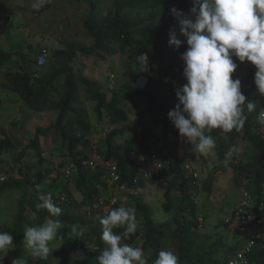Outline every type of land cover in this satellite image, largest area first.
I'll return each instance as SVG.
<instances>
[{
	"label": "trees",
	"instance_id": "obj_1",
	"mask_svg": "<svg viewBox=\"0 0 264 264\" xmlns=\"http://www.w3.org/2000/svg\"><path fill=\"white\" fill-rule=\"evenodd\" d=\"M5 0H0V7L4 6ZM75 3L86 4L89 12L83 23V31L90 40L89 43L67 42L65 47L46 46L39 53L31 47L29 52H14L0 47V74L3 73L6 85L2 88L10 92L17 93L22 99L23 105L32 112L34 116L42 113H54V123L48 127H40L36 131V136L30 145L34 154L39 158L35 167L42 165L43 169L27 175L24 168L18 169L19 177L16 175V168L21 163L22 158L29 153L21 151L14 160L15 164L11 169L13 173L8 176L9 170L0 171V194L8 189H20L21 198L19 207L14 219L9 226L13 233V245L16 256L22 257L20 252L24 249L23 232L27 226L42 224L49 213L45 209L37 211L36 204L40 203L38 195L50 194L52 199L58 197V189L69 190L74 188L76 198L82 203L95 200L96 193L93 187V180L102 176L106 171V165L116 162L124 181L129 183L133 177L140 172L141 167L136 161L128 158V153L118 146L117 139L131 131L130 143H133L135 150L150 153L162 154L163 148H170L167 142L168 135H179L168 119V113L173 110L176 90L183 86L186 80L183 78V62L181 54L186 51L187 45H182L179 49L169 46L170 31H174L177 18L171 14V9L176 8L183 14L192 7V0H74ZM27 4L33 0H26ZM55 0H50L37 13H44L52 10ZM112 45H116L121 54L136 66L129 78L120 83L118 87L110 92L111 82L107 86L86 77H78L73 73L71 64L78 54L87 57L97 56L102 59L104 53H112ZM40 54V55H37ZM147 55L148 84L145 89L140 90L135 85V80L140 75L137 60L140 56ZM44 56L46 63L44 66L38 65V58ZM34 66V72H31ZM5 68V72H4ZM240 69H236L233 79L241 77ZM256 68L252 65L248 67L247 74L242 81L243 85L249 87L245 94L246 101L252 100L256 103V109L249 113L245 107L247 120L239 130H232L223 133L220 129H212L209 135L216 140L215 151L218 153L220 161H224L226 152L235 147L239 149V142L245 143L243 152L233 154L228 167H232L236 172L235 182L241 192L240 182L247 180L248 191L260 202L264 200V127L257 119L260 109L264 108V96L257 93L254 84V74ZM111 80V77L110 79ZM85 87L89 101L97 102L96 111L99 122H103L107 117L110 121L106 132V137L97 138L94 147L101 149H91L94 134L91 133L92 122L86 112L77 108L78 89ZM241 86V91L243 90ZM244 92V91H243ZM111 98V99H110ZM110 99V100H109ZM147 102L150 112V123L139 120L131 129H118L117 127L127 124L129 116L122 107L124 101ZM5 101L0 97V110ZM33 118V117H31ZM19 120L14 122L16 126ZM141 128L142 138L137 136V130ZM161 130L164 134L156 136V131ZM53 132L55 141L58 143L55 150L59 151L64 159L61 163L68 169L70 166L75 171L72 175H62V182L57 178L52 179L50 186L43 187L42 191H36L44 180L60 175V167H52L42 157V149L39 145V136H46ZM140 139V141H139ZM158 140V141H155ZM136 147V148H134ZM20 149L14 138L8 133L0 139V158L5 153H12ZM129 150V151H131ZM183 151V150H182ZM181 151V152H182ZM182 159L163 157L165 169L162 176L155 185L163 187L167 203H164V210L171 215L168 224L157 223L151 216V212L146 205L141 203V199L136 200L135 215L137 230L130 234L127 239L121 241L123 244L140 247L145 254L147 264H153L160 250L168 251L170 242L176 255L179 257V264H228L235 250L248 241L245 233L240 231L232 232L230 225L223 227L231 233V243L227 246L223 236H219L211 244L214 238L206 231L198 221L197 206L191 197L181 195L176 202H172L173 191L183 189L187 185V175L183 172L185 155ZM48 159V158H47ZM187 160V159H186ZM47 166V167H46ZM95 168V170H93ZM98 176V177H97ZM2 177V178H1ZM4 177V178H3ZM6 177V179H5ZM163 177V178H161ZM122 180V181H123ZM37 181V182H34ZM161 181V183H159ZM47 184V183H45ZM33 185L35 192L28 194L24 187ZM208 188L211 185L208 180ZM133 187H135L133 185ZM141 186L140 189H143ZM33 213H36L35 217ZM142 213V214H141ZM235 213V212H234ZM59 219L62 222L79 226L80 230L91 235L97 250L92 253L89 244L80 242V255H70L67 251L57 249L51 250L47 258L40 259L42 264H98V257L105 248L104 242L100 239L99 225L94 226L90 220L83 219L82 216H63ZM66 227L62 225L59 230L58 240L64 241ZM123 229H116V233ZM206 238V239H204ZM244 239V243L242 241ZM204 240V243H203ZM235 241V243H234ZM203 246V244H206ZM140 244V245H139ZM211 245V246H210ZM218 245V246H216ZM228 251L222 254V248ZM15 255L13 257H15ZM85 256V257H84ZM215 256L221 260L215 259ZM29 264L27 257L23 258ZM248 264H264V246L258 244L252 252Z\"/></svg>",
	"mask_w": 264,
	"mask_h": 264
},
{
	"label": "clouds",
	"instance_id": "obj_2",
	"mask_svg": "<svg viewBox=\"0 0 264 264\" xmlns=\"http://www.w3.org/2000/svg\"><path fill=\"white\" fill-rule=\"evenodd\" d=\"M49 2L50 0H33L32 8L38 11ZM171 14L177 18L180 34L184 39H178L175 32L170 31L169 46L179 49L185 43L187 45L186 51L180 56L184 65L182 75L186 83L177 88L175 94L178 103L168 113V119L174 128L178 130L179 135H171L180 136L182 141L192 146L191 150L193 152L206 156L212 153L216 147L215 138L212 135H206V132H210L212 129H220L223 133H229L234 129L239 130L247 120L245 107L249 113L257 107L254 101H246V97L241 91V81L233 79V74L237 69L234 57L240 63L250 62L256 68L254 84L257 93L264 96V0H192V7L187 17L176 8L171 9ZM139 60H143L142 63H139ZM137 63L140 75L135 80V85L143 90L149 80L147 76L149 71L147 55L140 56ZM114 80L115 75H112L109 81L112 83ZM257 119L259 124L264 127V108L260 109ZM117 128L119 129L120 126ZM107 131H109L108 127L99 132L94 131V129L91 130V133L94 134L91 149L94 147L97 138L107 136L105 134ZM136 132L137 136L142 138L141 128ZM169 144L172 143L169 142ZM95 148L98 149L99 147L95 146ZM183 148L186 147L183 146ZM238 151L239 149L232 147L226 152L223 161L225 167H228L233 154ZM132 152L143 154L144 152L139 151L138 148L128 152V158L139 164L137 160L131 157ZM178 153L179 156L173 158L180 160L182 156L180 152ZM3 156L0 158V162H3ZM42 157L46 158L47 153L43 152ZM157 157L162 167H157L155 164L148 167L150 176L139 185V189L141 186H144V188L140 189L137 199L133 197L132 206L114 208L100 219L89 217L84 208L98 199L97 185L107 170L102 172V176L98 179L92 178L96 193L95 200L82 203L81 199L78 200L76 196L75 199L72 198L69 190L64 188L58 189V197L55 199H52L50 194L41 195L40 193L38 197L41 202L36 204V209L37 211L40 209L47 210L49 216L45 218L42 224L25 228L23 232L25 250L32 257L47 258L51 252L50 242L56 238L59 229L64 225V222L59 219L60 215L79 217L75 214V212H79L82 214L83 219L92 221L91 223L94 226L99 225L100 239L106 246L101 254L96 257L98 264H147L144 251L140 247L123 244L121 241L127 239L130 234L135 233L137 230L134 208L136 207V200L141 199V202L143 201V190L153 180L155 171L152 170V167L155 166L156 170L161 172L160 176H162V170L165 169L166 164L160 160V155H157ZM187 161L186 159L183 161V172H185L184 167ZM114 164L117 165L116 162ZM139 166L141 167L140 172L133 177L130 183L124 181L122 176L119 184L129 183V188H132L134 179L141 175L142 166L141 164ZM117 167L119 168L118 165ZM75 169L76 167L72 169L71 166L67 169L65 164L60 166L62 175H72ZM10 170L8 176L12 174ZM186 175L188 178L187 185L183 189L178 188L174 191L177 194L191 197L197 206L198 221L202 218V222L199 221V223L206 227V218L202 214L204 208L199 204L198 194L192 195L193 192L199 190L200 185L197 189L190 187L189 175L187 173ZM200 181L199 174V183ZM239 186H241V182ZM19 194L21 198V191H19ZM35 215L36 213H33L34 217ZM228 218L224 220L225 225H228L226 223ZM118 228L123 229V231L116 233L115 230ZM221 229L225 228L222 226ZM231 230L232 232L237 231L232 228ZM73 231H76L75 227H73ZM84 233L86 234V232ZM246 237L248 241L242 244L238 250L236 249L233 254H229L232 256L228 264H248V260L256 246L262 244L258 243L256 246L250 247L251 239L247 235ZM89 239L90 243H94L92 237H89ZM78 240V247L75 249L77 253H69L72 256L81 254L80 242H82V237ZM90 243L88 240L87 244L91 249L94 248L92 250V253H94L97 247L95 245L92 247ZM14 248L13 237L7 232L0 231V264H4L5 258ZM227 251L223 249L222 254ZM215 259L221 260L218 256H215ZM11 264H26V261L23 257H19L13 259ZM153 264H179V257L174 249L173 251L160 250Z\"/></svg>",
	"mask_w": 264,
	"mask_h": 264
},
{
	"label": "rangeland",
	"instance_id": "obj_3",
	"mask_svg": "<svg viewBox=\"0 0 264 264\" xmlns=\"http://www.w3.org/2000/svg\"><path fill=\"white\" fill-rule=\"evenodd\" d=\"M36 11L37 10L32 8V3L27 4L26 0H5L4 6L0 7V47L9 51L22 53L29 52L32 47L34 51L39 53L41 49L43 50L48 45L65 47L64 45L67 44V42H90V40L86 38L87 35L85 34V31H83V23L89 12L86 4L75 3L74 0H55L52 10L45 11L42 14L37 13ZM189 13L190 10L184 12L185 17H187ZM174 32L178 39H184L180 34L178 22L174 28ZM184 45H186V43ZM233 59L237 64V68L240 69L239 73L241 77L239 80L241 81V86H243L242 93L245 95L249 91V87L243 85L242 81L245 78V74H247L248 67L252 66V64L247 61L240 63L235 57ZM142 61L143 60H139L138 62L142 63ZM31 67H33L31 72L36 71L34 66ZM135 67L136 66H132L130 61L121 54V51L118 50L116 45H112V53H104L102 59L97 56L87 57L78 54L71 64L73 73L78 77H86L92 81L102 83L105 86H107L110 77L115 75V80L109 87V97H111L110 92L116 89L120 83H123L129 78L132 71L135 70ZM3 85H6V81L3 73H1L0 97L5 102L1 108L2 110H0V139L4 137L5 133H8L14 138L20 149L12 153H6L3 156V162H0V171L3 169L10 170L15 164L14 160L17 155L21 153V151L26 150L29 155L22 158L21 163L18 164L16 168V175H14V177L20 176L17 172L20 167L26 170L27 175H30L36 172L37 169H43L42 165H40L39 168L35 167L39 158L34 154V150L30 149V145L35 139L36 131L40 127L45 128L54 123L57 114L56 112L42 113L34 116L32 112L23 105L20 96L17 93L3 89ZM78 90L79 97L76 107L83 112H86L91 118L94 131L99 132L109 127L110 121L107 117L104 118L103 122H99L96 111L97 102L88 100V96L85 93V87H79ZM175 103H178L177 99L175 100ZM122 107L127 112L129 121L127 124L121 125L119 129H131L139 120H144L145 122L148 121V123H150V112L147 102H138L134 100L124 101ZM18 120L19 123L14 126L13 123ZM205 134L209 135L210 132H206ZM162 135L164 136V134L161 133V130L156 131L158 139ZM131 136V131L126 132L125 135L118 138L116 142L118 146L127 153L133 148V143H130L129 141ZM39 145L42 151L47 153V157L44 158L47 163L55 168L56 166L60 167L62 164L61 159L64 158L60 155L59 151L55 150L58 143L55 141L53 132H50L46 136H39ZM169 145V149H162V154L160 155V160L162 162H165L163 157L166 156L169 159L177 157L179 156L178 152H180L186 156V159L188 160L187 164H190L195 171L200 174L201 181L199 190L193 192L192 195L198 194L199 204L204 208L202 214L206 218V231L211 235H214V238L210 243L216 244L215 240L219 236H223L222 238L227 246L233 245L231 243V233L228 230L221 228L224 220L231 216V213L241 204L243 199L242 193L236 186V172L231 166L225 167L223 161L219 160L218 153L215 150L205 156L198 152H193L189 147H178L173 143ZM239 145L242 146L241 149H239V152H243V150H245V143L239 142ZM100 149L101 145L99 146L98 151H100ZM152 170L155 171V174L153 175V180L150 182V185L143 190L144 195L141 203L149 208L151 216L157 223H165L169 225L171 215L166 213L163 206L164 203L166 204L168 202L165 196V190L163 187L155 185V181L159 178L161 172L157 171L155 166L152 167ZM10 171V173H13L12 169ZM54 178H57L59 183L62 182V173L60 172L59 175L56 171L54 177H49V179L44 180L47 184H39L40 187L36 191H42L43 187H49V184H51V181ZM208 180L211 183L209 188L207 185ZM159 183H161V181H159ZM60 187L62 188V185ZM68 189L72 198L75 199V189H71V185ZM24 190L28 194H33L35 192L33 185H26ZM19 191L20 189H8L0 194V231L7 232L12 237L13 233L9 226L18 210L20 201ZM180 197V194L173 191V196L171 198L172 202H176ZM75 214L76 216L82 215L79 212H75ZM68 226L69 223L64 222V227L67 228L66 231L63 232L65 235L64 237L68 236L64 241L59 242L58 231L56 238L50 242L51 250L61 249L68 253H77V250L75 251V249L78 247L77 241H79V238L82 237V243L84 244H87L88 240L90 243L89 237H91V235H86L84 233L85 231L80 230L78 226L72 224H70L68 232ZM73 227L76 228L75 232L73 231ZM61 229L62 227L59 230L61 231ZM242 241L243 243L245 242L244 239H242ZM90 245L93 247L94 243L92 242ZM168 245V251H173L172 244L169 242ZM206 245L207 243L203 244V246ZM227 246L222 249H224V251L228 250ZM14 255V250L10 251L4 260V264H11L13 259L19 258V256L16 255L13 257ZM20 255L23 258L27 257L29 264H42L39 258L32 257L25 248L20 252Z\"/></svg>",
	"mask_w": 264,
	"mask_h": 264
},
{
	"label": "built area",
	"instance_id": "obj_4",
	"mask_svg": "<svg viewBox=\"0 0 264 264\" xmlns=\"http://www.w3.org/2000/svg\"><path fill=\"white\" fill-rule=\"evenodd\" d=\"M45 63L46 59L44 56L38 58L39 66H44ZM168 141L178 147L184 146L192 149V146L182 141L180 136H173L170 134ZM131 157L137 160L142 166L141 175L133 181L132 185L135 187L129 188V183L119 184L122 179L119 168L114 162L107 163V172L103 174L100 183L97 185L98 199L86 205L84 208L85 213L89 217L100 219L114 208L132 206L133 197L136 199L138 198L140 192L139 185L150 176L148 167L154 164L157 165V167H162L157 155L154 153L145 155L139 152H132ZM93 170H95V168H93ZM184 171L189 175V186L197 189L200 185L199 174L190 164L185 165ZM248 184L249 182L247 180L241 182L240 190L243 195L242 202L234 211L235 213L233 212L230 218L226 220V223L230 225V228L233 230L245 233L250 237V247H254L258 243L264 245V201L259 203V201L253 197L248 191ZM202 220V218L199 219L200 222H202Z\"/></svg>",
	"mask_w": 264,
	"mask_h": 264
},
{
	"label": "crops",
	"instance_id": "obj_5",
	"mask_svg": "<svg viewBox=\"0 0 264 264\" xmlns=\"http://www.w3.org/2000/svg\"><path fill=\"white\" fill-rule=\"evenodd\" d=\"M242 146L239 145V149H241ZM245 148V147H244ZM244 151V150H243Z\"/></svg>",
	"mask_w": 264,
	"mask_h": 264
}]
</instances>
